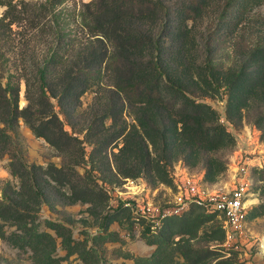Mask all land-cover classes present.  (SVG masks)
<instances>
[{"label":"trees","instance_id":"1","mask_svg":"<svg viewBox=\"0 0 264 264\" xmlns=\"http://www.w3.org/2000/svg\"><path fill=\"white\" fill-rule=\"evenodd\" d=\"M49 1L55 6L64 0ZM262 4L264 0H90L82 12L89 41L67 64L54 54L36 71V83L25 79L24 107L19 105L20 86L0 78V158L10 156L9 169L18 180L16 185L8 182L0 198V241L30 252L34 264H64L74 254L86 264H119L105 261L96 246L121 241L117 232L109 231L110 224H140L143 239L156 248L148 256L119 255L134 264H233L232 255L225 256L237 251L226 248L217 212L192 204L179 215L163 218L153 232L146 219L135 220L129 205L111 208L109 192L94 173L145 177L152 185L174 187L171 165L182 160L189 169L204 164L206 183L218 180L227 162L217 153L234 148L237 139L218 110L202 98L217 96L224 88L228 120H241L245 112L255 111V123L263 128L264 44L245 51L242 64L223 68L214 63L212 50L210 57L203 55L199 28L211 18L210 35L216 41L218 35L237 30ZM0 6L6 8L0 17V39H5L20 21L21 11L15 0H0ZM165 16L167 34L157 30ZM105 77L110 93L103 114L95 118L97 112L78 130L84 133L81 139L65 129L51 99L69 116V110L81 107L86 92L101 88ZM126 104L134 122L116 128ZM20 120L64 158L61 166L27 164L16 153L13 134ZM107 120H112L110 127ZM84 143L92 146L87 160L91 168L81 173L76 168L86 162ZM257 172L264 181V166ZM50 190L62 204H90L89 214L99 218L96 223L103 230L90 238L91 246L88 240H77L63 223L45 220L54 234L42 229V205L54 204ZM254 211L250 217L264 215V202ZM57 239L64 256L57 254Z\"/></svg>","mask_w":264,"mask_h":264},{"label":"rangeland","instance_id":"2","mask_svg":"<svg viewBox=\"0 0 264 264\" xmlns=\"http://www.w3.org/2000/svg\"><path fill=\"white\" fill-rule=\"evenodd\" d=\"M90 0H64L59 5H52L49 0H15L18 9L21 11V19L8 31L5 39H0V78L3 82H11L13 85L20 86L19 105L24 107L27 104L25 95V79L30 78L31 83L36 81L34 75L36 71L43 68L47 61L52 60L53 55H57L62 63H69L73 59V54L85 47L89 41L88 29L84 26L82 12L85 3ZM170 4V3H169ZM5 7L0 6V17L4 14ZM214 21L205 19L203 25L199 28L200 45L204 47V56L213 57L214 63L223 68L234 66L236 63L242 64L246 58L245 51L254 48L257 45L264 44V4L254 8L246 17L244 23L235 31L218 35V40L213 41L210 33L213 31ZM159 33L169 31L167 17L157 27ZM167 36V35H166ZM170 41L166 37V46ZM36 83V82H35ZM110 86L108 78L105 77L102 86L96 87L94 91L86 92L81 98V107L72 112L69 110V116L62 112L56 99L51 101L55 106L56 112L65 124V129L70 133L78 135L84 139V133L78 130L87 125L89 119L99 118L103 114L102 107L109 97ZM227 94L224 88L217 96H205L202 98L205 102L211 104L218 110L221 121L227 126V129L234 134L237 144L234 148L218 152L217 155L223 157L227 162V170L211 186L221 192H228L235 188L238 180L244 179L249 187V206L243 231L237 234L231 241L226 242V248L237 251V253H228L225 257H230L233 264H264V215L250 217L254 209L264 202V181L259 180L260 173L257 169L264 166V127L255 123V111L245 112L241 120L230 121L226 115ZM122 100L118 101V106H122ZM134 122L130 107L126 104L122 110L121 116L117 121V127L130 125ZM106 127H110L112 120H107ZM112 131V128L107 130ZM14 136V150L22 156L27 164L48 165L54 163L61 166L64 158L43 138L36 136L33 131L20 120ZM87 155L86 162L76 169L84 173L90 169L91 165L87 163L92 146L84 143ZM115 151H118L115 148ZM109 157L111 149H108ZM10 156L5 155L0 158V198L8 182L13 185L18 184L9 169ZM248 168L247 174H240L241 166ZM187 168L191 174L204 181L205 165L200 164L195 168L189 169L182 160L171 165L172 174L180 172L182 168ZM100 177L99 183L105 186L111 197L110 206L116 208L120 203L131 200L134 204H141V198H132L129 189L123 184L126 178H114L110 173L95 172ZM174 176V175H173ZM112 180V181H110ZM137 183L144 197L148 194L151 201L160 208L171 206L169 201L176 192V187L165 184L152 185L145 177L137 178ZM205 182V181H204ZM51 193L53 192L50 190ZM50 198L54 200L52 206L44 203L40 211V220L43 222L42 229L54 234L52 230L44 225L45 220H52L69 226L77 240L89 241L90 238L102 232L103 230L96 223L99 218L89 214L90 204L77 203L73 205L62 204L52 193ZM249 216V217H248ZM142 226L133 224L123 228L116 222L110 224L109 231L117 232L121 241L106 242L101 246H96L99 253L105 261L119 264H134L131 259H126L120 254L131 252L136 256H148L156 248L155 245H148L142 237ZM13 230L7 228V232ZM57 254L64 256L66 251L57 239ZM0 264H34L30 252H24L11 246L7 241H0ZM64 264H86L77 254L69 256Z\"/></svg>","mask_w":264,"mask_h":264},{"label":"built area","instance_id":"3","mask_svg":"<svg viewBox=\"0 0 264 264\" xmlns=\"http://www.w3.org/2000/svg\"><path fill=\"white\" fill-rule=\"evenodd\" d=\"M247 171L248 168L245 164L239 168L240 174L246 172L244 173L246 175ZM173 175L177 190L169 201L171 206L166 208L157 207L148 194L145 197L141 195L145 188L141 190L136 179L126 178L123 185L130 190L131 197H139L143 200L141 204H134L131 200L123 202L131 207L135 220L146 219L152 224V231L156 232L163 218L173 214L179 215L187 210L190 205L197 204L204 207L208 212L218 213L223 220L226 242L242 233L247 210L251 205V202L249 204L250 193L246 177L240 178L237 186L232 190L221 192L191 174L185 167L180 172H174Z\"/></svg>","mask_w":264,"mask_h":264}]
</instances>
